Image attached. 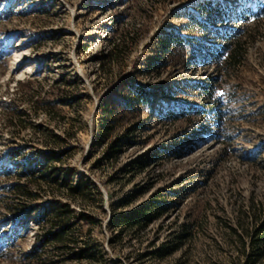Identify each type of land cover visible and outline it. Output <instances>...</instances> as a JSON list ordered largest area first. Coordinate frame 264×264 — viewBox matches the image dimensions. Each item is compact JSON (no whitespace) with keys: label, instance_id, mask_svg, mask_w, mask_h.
<instances>
[{"label":"rangeland","instance_id":"1","mask_svg":"<svg viewBox=\"0 0 264 264\" xmlns=\"http://www.w3.org/2000/svg\"><path fill=\"white\" fill-rule=\"evenodd\" d=\"M191 15L219 67L169 62ZM263 220L264 0H0V264H264Z\"/></svg>","mask_w":264,"mask_h":264},{"label":"trees","instance_id":"2","mask_svg":"<svg viewBox=\"0 0 264 264\" xmlns=\"http://www.w3.org/2000/svg\"><path fill=\"white\" fill-rule=\"evenodd\" d=\"M201 16L206 15L208 13H214L216 11V8H214L212 3H206L200 7ZM184 31L187 34L177 35L173 33L165 34L163 37H161V41L163 44V47L165 48V52L169 53L170 61L173 62L175 60V57L179 55L180 62L179 63H191V59L197 58L199 59V62L202 63V65H216V67H219L221 64V53L222 49H214L209 47L208 50H205V39L208 38L210 35H208V32L213 33L212 36H214L218 41L223 40V36L221 33L217 30H214V28H209L207 24L200 20L199 18L194 17L193 15L188 16V24L183 27ZM211 37V36H210ZM116 47V44L114 45ZM232 47V48H231ZM225 48V47H224ZM227 49L231 48V50L228 53L227 60L225 62V66L230 67L238 62L241 61V58L243 57V47L242 43L240 41H235L227 43ZM182 53V54H181ZM186 53V54H183ZM187 55H191V59L186 58ZM195 91L200 92L201 95H204L205 101H210L215 90L213 86L210 84H205L204 82L195 83L192 85ZM132 100L128 101H120L117 99H113L112 102L115 107H121L123 109L127 110H136L139 109V107H145L148 106L151 102L150 96L148 92H145L141 89H134L131 92ZM117 100V101H116ZM203 102V100H202ZM207 104L209 102L205 103L204 106H192L189 107V110H184V105L178 104L174 109L175 111H169L167 112V117L171 118L172 120L176 121L179 119H183L188 115L191 116H204L209 110ZM203 105V104H202ZM187 111V112H185ZM111 149H114V147H111ZM111 152H114V150H111ZM73 192H75L73 190ZM155 206H151L150 204L141 208L139 211L136 212V215L133 217L132 220H125V223L128 225L133 224H139L141 222L149 223L154 219L152 215H150L149 211L154 208ZM65 212H59V214L56 215L54 219H57L55 225L63 226L62 230L58 233H55L54 236L58 239H62V236L67 228H69V225H63V223L60 221L62 218V215H65ZM45 215V214H44ZM60 218V219H59ZM59 220V222H58ZM66 219L64 220L65 223ZM67 223V222H66ZM259 232L263 234L264 236V220L260 222V228ZM261 240H264V237L261 238ZM258 251V250H257ZM255 259H250L248 261V264H258V260L260 259V254L256 253L254 254Z\"/></svg>","mask_w":264,"mask_h":264}]
</instances>
